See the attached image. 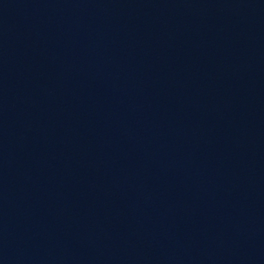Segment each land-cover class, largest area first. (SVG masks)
<instances>
[{
  "label": "water",
  "instance_id": "1",
  "mask_svg": "<svg viewBox=\"0 0 264 264\" xmlns=\"http://www.w3.org/2000/svg\"><path fill=\"white\" fill-rule=\"evenodd\" d=\"M0 264H264V0H0Z\"/></svg>",
  "mask_w": 264,
  "mask_h": 264
}]
</instances>
